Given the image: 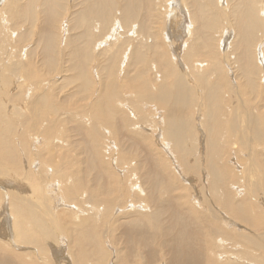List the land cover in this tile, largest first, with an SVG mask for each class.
<instances>
[{"label":"bare ground","instance_id":"bare-ground-1","mask_svg":"<svg viewBox=\"0 0 264 264\" xmlns=\"http://www.w3.org/2000/svg\"><path fill=\"white\" fill-rule=\"evenodd\" d=\"M0 264H264V0H0Z\"/></svg>","mask_w":264,"mask_h":264},{"label":"rangeland","instance_id":"rangeland-1","mask_svg":"<svg viewBox=\"0 0 264 264\" xmlns=\"http://www.w3.org/2000/svg\"><path fill=\"white\" fill-rule=\"evenodd\" d=\"M74 88H75V86L70 85V86L67 87L66 92H70V91H72V89H74ZM97 95H98L97 92H95V93H94V97L97 98ZM237 148H240V147H237ZM234 149H236V148H234ZM234 149H232V151H233ZM241 150H242V153H243V154L246 153V151H245L244 149H241ZM190 159H191V157H190ZM228 163H229V161H228ZM243 163H244V162H243ZM229 164H230V163H229ZM244 164L246 165V163H244ZM230 165H231V164H230ZM193 178H194V177H193ZM246 196L249 197V196H251V195L247 194ZM236 222H237V221H236ZM237 225H243V224H240V222L238 221V222H237ZM243 226H244V225H243ZM244 227H246V226H244ZM246 228H247V227H246ZM247 229H248V228H247ZM248 230H249V229H248ZM249 231H250V230H249Z\"/></svg>","mask_w":264,"mask_h":264}]
</instances>
